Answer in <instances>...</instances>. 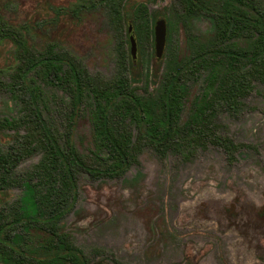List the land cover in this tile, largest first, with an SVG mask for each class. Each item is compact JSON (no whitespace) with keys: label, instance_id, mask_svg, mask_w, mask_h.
I'll use <instances>...</instances> for the list:
<instances>
[{"label":"rangeland","instance_id":"rangeland-1","mask_svg":"<svg viewBox=\"0 0 264 264\" xmlns=\"http://www.w3.org/2000/svg\"><path fill=\"white\" fill-rule=\"evenodd\" d=\"M259 1L264 6V0ZM122 2L10 0L0 9L1 19L29 39L25 56L10 39L0 40V148L9 153L24 149L5 174L2 217L18 212L24 180L34 187L41 208L64 207L70 200L59 199L58 183L42 179L39 168L46 152L38 140L30 137V146L23 143L34 131L21 122L27 111L18 89L12 92L8 83L26 56L53 52L85 72L72 143L82 162L103 170L114 165L116 156L96 121L97 101L90 86L123 87L139 98H159L173 59L185 62L201 43L210 49L236 40L243 46L251 40L248 28L220 42L215 14L192 9L185 0H138L130 18L120 15ZM57 6L66 13L56 15ZM158 20L165 26L160 56L154 40ZM221 66L218 57L207 55L180 71L178 82L185 92L182 120L209 92V74ZM238 67L245 71L249 65ZM58 68L54 77L51 66H38L27 79L42 117L67 154L75 96L69 67ZM132 71L136 79L130 78ZM247 86L231 105L214 106L209 131L200 141L191 132L162 150L140 135L126 98H117L120 108L111 111L109 129L133 145L127 166L114 174L73 166L75 199L58 221L88 264H264V84L252 77ZM5 117L17 121L6 124ZM222 136L235 144L231 156L215 143ZM19 230V224L12 225L5 233L12 237Z\"/></svg>","mask_w":264,"mask_h":264},{"label":"trees","instance_id":"trees-1","mask_svg":"<svg viewBox=\"0 0 264 264\" xmlns=\"http://www.w3.org/2000/svg\"><path fill=\"white\" fill-rule=\"evenodd\" d=\"M9 2L10 0H0V9ZM185 2L192 9L202 8L215 14L216 33L220 42H224L226 38H235L243 30L247 31L248 28L251 33L249 35L251 40L243 46L241 42L236 40L233 44L214 46L210 49H206L201 43L200 50L185 62L181 63L178 60L175 62L173 59V66L161 84L159 98L153 96L146 99L139 98L129 90L121 89L123 87L109 90V87L90 86L91 93L97 101L96 121L99 123L101 133L108 143L106 145L114 151L116 156L115 163L111 168L103 170L89 168L78 158L73 147V124L80 103V86L81 80L85 78V72L69 59L53 52L43 53L37 57L26 56V61L20 65L13 76V81L8 83L12 92H16L18 89L20 93L18 97L27 111L21 122L31 125L34 131V134L33 132L28 134L23 143L25 142L30 146L33 141L30 137L38 140L40 147L46 152L42 167L39 168L42 179L50 184L58 183L61 186L58 192L59 199L64 200L65 196H69L70 200L64 207L51 205L48 206V209L41 208L36 201L34 187L29 181H22L24 192L20 199L18 212L9 219L0 215V261L3 264H88L83 253L71 243L68 233L64 231L62 224L58 221L63 213L71 207L75 199L73 166L78 165L90 173L103 174L118 173L127 166L133 145L126 137H117L109 129L111 111L120 108V105L116 104L118 97L126 98L125 101L134 111V119L140 135L156 149L162 150L170 146L176 137L189 135L191 132H195L194 137L200 141L209 131L208 122L211 119V110L217 103L231 105L234 98L247 89V84L252 77L258 78L264 84V6L260 1L185 0ZM128 3L130 5H127ZM137 3L138 0H123L120 15L125 18L132 17ZM56 13V15L66 13V10L57 6ZM23 36L24 34L13 30L12 24L3 21L0 17V40L3 38L10 39L16 46L22 48V56H25L28 52L29 39H24ZM207 55L218 57L222 64L221 69L216 73L209 74V92L196 101L192 112L182 120L180 118L182 93L185 92L183 85L178 82L179 73L187 64ZM240 63L249 65V68L241 71L238 67ZM60 64H66L69 67L72 90L75 96L70 129L67 134V154L63 153L58 139L42 117L37 105L35 91L27 79L29 71L41 65L51 66L53 76L58 77ZM130 75L131 79L137 78V74L133 71ZM3 121L6 124H11L17 120L14 117H5ZM215 143L228 156H231L235 144L228 136L217 137ZM23 150L9 153L0 148V170L2 171L0 202L5 199L6 195L4 190V185H7L5 174L19 162L23 156ZM49 194L51 195L50 192ZM17 224L21 230L9 237L5 230Z\"/></svg>","mask_w":264,"mask_h":264},{"label":"water","instance_id":"water-1","mask_svg":"<svg viewBox=\"0 0 264 264\" xmlns=\"http://www.w3.org/2000/svg\"><path fill=\"white\" fill-rule=\"evenodd\" d=\"M164 35H165V26L162 20H158L154 25V40H155V51L156 55L160 56L163 43H164ZM131 42V50H134V41L133 38L130 37Z\"/></svg>","mask_w":264,"mask_h":264}]
</instances>
